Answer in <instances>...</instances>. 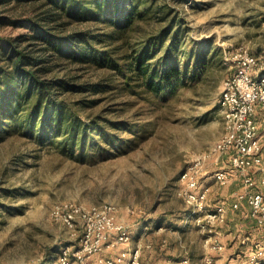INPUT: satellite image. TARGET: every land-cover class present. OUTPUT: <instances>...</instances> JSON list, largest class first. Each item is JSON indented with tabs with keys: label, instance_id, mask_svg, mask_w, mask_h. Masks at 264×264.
<instances>
[{
	"label": "rangeland",
	"instance_id": "1",
	"mask_svg": "<svg viewBox=\"0 0 264 264\" xmlns=\"http://www.w3.org/2000/svg\"><path fill=\"white\" fill-rule=\"evenodd\" d=\"M159 4L164 6L160 11ZM7 12L0 7V14ZM89 25L104 26L101 21ZM162 29H167L164 35ZM19 30L27 29L0 22V33ZM130 39L129 50L150 40L151 55L169 63L187 62L184 85L170 101L154 106L134 94L85 93L102 99L94 111L104 109L108 116L140 125L137 134L121 129L127 143L106 153L89 148L84 155L72 154L19 129L2 136L0 264H36L45 259L46 264H58L63 248L79 246L82 232L75 233L52 215L56 205L68 200L115 204L119 220L137 235L147 231L158 247L164 231L159 229L161 220L193 219L192 208L176 192L179 176L194 154L209 149L223 131L220 97L224 80L234 71L227 59L231 52L248 46L264 65V0H151L150 11L139 19ZM81 71L85 78L103 72L87 66ZM218 196L211 200L223 201ZM188 225L187 239L191 243L194 239L195 251L203 252L196 264H208L206 253L223 263L229 260L224 259L225 249L212 247L208 232L194 222ZM223 227L218 228L220 235ZM243 250L238 257L234 253L231 264H250V249Z\"/></svg>",
	"mask_w": 264,
	"mask_h": 264
},
{
	"label": "trees",
	"instance_id": "2",
	"mask_svg": "<svg viewBox=\"0 0 264 264\" xmlns=\"http://www.w3.org/2000/svg\"><path fill=\"white\" fill-rule=\"evenodd\" d=\"M0 7L8 11L0 22L27 29L0 33V138L19 129L72 154L106 153L127 143L121 129L137 134L140 125L94 111L102 99L85 93L134 94L154 106L170 101L186 81L187 62L151 55L150 40L129 50L151 0H0ZM92 21L104 26L93 29ZM86 66L103 72L85 78Z\"/></svg>",
	"mask_w": 264,
	"mask_h": 264
},
{
	"label": "built area",
	"instance_id": "3",
	"mask_svg": "<svg viewBox=\"0 0 264 264\" xmlns=\"http://www.w3.org/2000/svg\"><path fill=\"white\" fill-rule=\"evenodd\" d=\"M227 59L234 71L221 91L223 131L209 149L194 154L176 191L192 208L195 224L209 233L216 251L225 249L218 228L226 224L230 208L247 207L264 229V157L257 121L258 108L264 111V68L261 56L245 45L236 47ZM234 179L240 185L227 200H211L210 180L224 185ZM52 215L75 233L82 232L79 246L68 245L59 252L58 264H141V248L129 245L131 229L119 220L115 204L68 200L56 205ZM205 259L208 264H224L210 254ZM247 261H264L263 237L255 239Z\"/></svg>",
	"mask_w": 264,
	"mask_h": 264
},
{
	"label": "crops",
	"instance_id": "4",
	"mask_svg": "<svg viewBox=\"0 0 264 264\" xmlns=\"http://www.w3.org/2000/svg\"><path fill=\"white\" fill-rule=\"evenodd\" d=\"M262 66L264 68V65ZM257 121L264 157V111L260 108L257 111ZM210 181L213 186L211 198H215L219 194L218 199L220 200H227L232 195V192L240 185L238 179H234L224 185H220L214 180ZM192 220L189 221L185 217H181L180 220L175 222L165 219L161 220L159 222V229L164 231L161 233L159 247L154 244L155 241L150 239L147 231H142L137 235L136 231H132L131 228L132 237L129 245L131 247L140 246L141 264H196L198 258L203 256V252L199 253L195 251L196 243L194 239L192 243L187 239L186 230L188 229V224L194 222ZM223 228L224 230L221 231L220 237L225 243V250L222 253L224 254V259H229L228 261L225 260V264L226 262L227 264L233 263L234 253H237L238 257L242 251H245L243 248H247V250L251 249L255 239H259L260 232L263 231L250 216L247 207L238 210L230 208L227 222ZM226 252H228L227 255ZM213 253L216 255V252ZM207 254L209 253H206L205 256ZM231 255L233 257L230 259Z\"/></svg>",
	"mask_w": 264,
	"mask_h": 264
}]
</instances>
